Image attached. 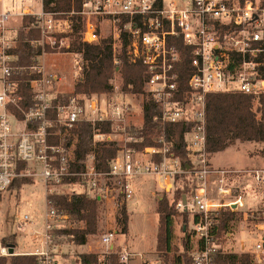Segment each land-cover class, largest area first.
Returning <instances> with one entry per match:
<instances>
[{
    "label": "built area",
    "instance_id": "obj_1",
    "mask_svg": "<svg viewBox=\"0 0 264 264\" xmlns=\"http://www.w3.org/2000/svg\"><path fill=\"white\" fill-rule=\"evenodd\" d=\"M26 0H22L24 4ZM81 17L80 40L98 44L105 30L113 42L114 64L123 36L127 41L126 58L130 64L145 67V91L156 107L154 122L161 125L188 124L186 134L190 164L186 165L169 148L165 137L159 146L137 150L131 144L142 142L131 133L128 116L130 103L102 95L62 94L56 89L63 81L59 72L47 67L45 56L50 50L75 54L59 38H68L74 31V16ZM34 18L27 29H36L40 38L29 40L41 53L28 65L20 64L16 53L19 19ZM50 40V41H48ZM63 41V40H62ZM188 49L192 73L187 89L181 87L178 65L182 61L181 47ZM52 52V51H51ZM79 54V53H78ZM75 61L76 83L84 79V59ZM264 1L263 0H83L80 12L65 16L5 7L0 0V196L16 181L31 182L40 178L45 185L46 208L44 227L38 247L32 256L38 264H60L62 254L59 229L67 215L57 213L50 196L75 186L88 197L108 200L118 191L122 205L136 196L134 181L142 176H154L162 190L174 191V180L184 173H194L198 179L195 193L186 207L192 211L189 232L195 243L192 264H216L224 253L218 235V217L223 209L245 208L242 196L229 202L208 198L207 178L219 176L218 194L230 195L224 188L226 171L209 167L207 152V95L220 92H240L253 95L264 92ZM112 85V84H111ZM131 87V86H130ZM86 122L96 127L109 123L110 134L95 130L94 144L115 142L114 134H125L123 146L109 162L108 172H98L95 156H89L86 168L72 171L76 139L69 141L77 124ZM257 186L264 189V168L253 171ZM78 179V183L67 180ZM66 193V192H64ZM247 214H245L246 216ZM24 216L22 224L30 222ZM256 244L250 251L249 264H264V216L256 225ZM226 233L225 237H230ZM118 233H105L98 244L97 264H131L137 254L127 245L116 243ZM11 246L0 248V257L12 256ZM141 264H153L142 258ZM155 264V262H154Z\"/></svg>",
    "mask_w": 264,
    "mask_h": 264
},
{
    "label": "trees",
    "instance_id": "obj_2",
    "mask_svg": "<svg viewBox=\"0 0 264 264\" xmlns=\"http://www.w3.org/2000/svg\"><path fill=\"white\" fill-rule=\"evenodd\" d=\"M264 1V0H263ZM83 0H42L43 10L46 13H54L65 16L71 12L78 13L82 9ZM75 21L73 34L70 35V51L82 55L84 66V79L75 87L74 94L93 96L109 93L113 90L111 80L115 74H120L122 79V90L136 96L146 95L145 67L142 64H130L126 58L127 41L123 36L121 49L118 56L122 64L117 71L114 64L113 42L110 37L103 38L98 44L83 43L80 40V30L82 29L81 17L74 16ZM27 20V19H26ZM34 18L28 19L30 25ZM29 25L18 29V43L16 53L20 55V64L28 65L32 58L41 53L39 47H32L29 40L39 39L40 32L36 29L26 30ZM182 61L178 65L180 73L181 87L187 89V82L192 73L191 59L188 49L180 45ZM264 79V70L262 74ZM131 86V87H130ZM147 96V95H146ZM144 124L138 131H131L142 137V142L131 144L137 150L147 147L159 146L156 138L163 136L169 143L170 151L178 157L182 163L190 164L188 156L186 134L190 130V125L167 124L161 125L154 122L153 118L157 113L153 102L147 98L143 107ZM207 152L209 155L224 152L237 141L241 143H264V92L253 95H245L240 92H220L207 95ZM95 130L103 134L111 133L109 123L98 124L93 127L91 124L82 122L76 125L71 131L69 141L76 139L73 161L70 164L72 171L81 172L85 170V163L90 155L95 156V166L98 172H108L109 162L114 159L120 149L116 142H102L94 144L93 136ZM264 155V151H263ZM196 175L194 173H184L174 180V204L162 200L159 203L158 214L161 216L162 227L158 236L159 253L164 257L165 264H192V253L195 243L189 232V221L187 220L183 228L184 250L186 256L174 251V207L184 196L188 198L193 193V183ZM78 179L67 180L66 184L78 183ZM29 180H19L14 183L11 189H21L23 185L29 184ZM60 215H67L71 221L69 227L59 229L57 235L64 236L75 246H85L88 244L90 236L97 234L99 227V208L101 201L97 197H88L85 193L64 192L54 194L49 197ZM189 210L183 209V215H190ZM236 220L235 212L228 210L221 212L218 217V235L223 238L230 232L233 222ZM122 232H128L129 216L124 206L122 208V219L119 221ZM16 236L3 238L1 246L17 247ZM186 259H183V258ZM78 264H97V255L93 253L80 254L77 257ZM249 254L222 253L216 258V264H249ZM0 264H38L35 256L12 255L0 257Z\"/></svg>",
    "mask_w": 264,
    "mask_h": 264
},
{
    "label": "rangeland",
    "instance_id": "obj_3",
    "mask_svg": "<svg viewBox=\"0 0 264 264\" xmlns=\"http://www.w3.org/2000/svg\"><path fill=\"white\" fill-rule=\"evenodd\" d=\"M11 4V10L23 7L22 0H5ZM18 4V6H17ZM25 5L34 12L41 9V0H26ZM17 28H23L28 24V19L17 20ZM29 27V26H28ZM27 27V28H28ZM27 31L29 29H26ZM103 38L108 37V33L102 32ZM40 38V36H39ZM63 40V41H62ZM50 41V40H48ZM63 42L68 45L70 39L59 38L58 44ZM52 51V52H51ZM62 50H50L45 56V62L49 69L57 71L63 78V81L57 85V91L62 94H73L75 92V61L83 59L81 54H66ZM113 90L108 94V98H116V100L130 103L131 112L128 116L129 127L131 131H138L143 128L144 113L143 107L147 101L146 95L136 96L125 93L122 90V79L120 74H115L110 82ZM102 95V94H99ZM130 131V132H131ZM110 134V133H109ZM135 134V133H134ZM161 137V136H160ZM160 137H157L158 141ZM125 134H114L112 139L119 145L123 146ZM142 141V138L140 139ZM106 142V141H103ZM110 142V141H108ZM264 143H241L237 141L224 152L209 155V167L214 171H226L224 177V188L230 189V195L220 196L218 194L219 176L211 174L207 178V196L208 198L223 203L243 197L245 208L234 211L236 220L230 230V237H223L222 248L224 253L248 254L256 244V236L254 231L256 225L260 222V218L264 216V189L257 186L254 170L264 168ZM144 177V176H142ZM139 177L137 182V194L134 199L122 205V199L118 196V191L113 192V196L108 200L101 201L99 208V227L97 234L90 236L88 244L85 246H75L64 236H61L62 254L60 264H78L77 257L80 254L93 253L100 251L98 242L101 237L110 231H116L118 237L116 243L127 245L129 250L137 254V257L131 264H141L142 258L148 259L154 264H165L164 257L159 253L158 236L162 227L161 216L158 214L159 203L164 199L174 204L173 191L167 192L162 190L158 179L154 176ZM141 178V179H140ZM198 184V179L193 183V193ZM161 188V189H160ZM64 192L71 194L72 192H81L82 189L76 184L63 188ZM194 194L188 198V203ZM126 207L129 224L128 232H122V226L119 221L122 219V208ZM46 208V192L45 185L40 178H34L29 184L23 185L21 189H10L0 196V242L3 238L16 236L17 249L16 255H30L34 253L38 247L41 232L44 227V211ZM231 209H223L222 212ZM190 215H183L177 207H174V239L173 248L178 254L186 256L187 251L184 250L183 228L187 223L192 221V211ZM245 214H247L245 216ZM30 217V222L22 224L24 216ZM61 225L69 227L71 221L61 222ZM190 230V228H189ZM1 247V243H0ZM183 259H186L185 257Z\"/></svg>",
    "mask_w": 264,
    "mask_h": 264
},
{
    "label": "crops",
    "instance_id": "obj_4",
    "mask_svg": "<svg viewBox=\"0 0 264 264\" xmlns=\"http://www.w3.org/2000/svg\"><path fill=\"white\" fill-rule=\"evenodd\" d=\"M25 2H26V1H25ZM25 2H24V4H23V6L27 7V6L25 5ZM41 3H42V0H41ZM17 6H18V4H17ZM5 7L11 9L12 6H11L10 3H6V2H5ZM42 8H43V5H41V9H42ZM41 9H40V10H41ZM19 20H22V19H19ZM16 23H18V21H17ZM142 178H145V176L142 177ZM137 179L139 180V178H137ZM137 179L134 181V186H135L136 194H137V182H138ZM140 179H141V178H140ZM160 189H161V188H160ZM1 247H2V246H1ZM1 247H0V248H1ZM16 249H17V247L15 248V251H16Z\"/></svg>",
    "mask_w": 264,
    "mask_h": 264
},
{
    "label": "water",
    "instance_id": "obj_5",
    "mask_svg": "<svg viewBox=\"0 0 264 264\" xmlns=\"http://www.w3.org/2000/svg\"><path fill=\"white\" fill-rule=\"evenodd\" d=\"M183 204L187 207L188 206V201H187V197L184 196L183 198ZM10 255H15V247L11 246L10 250H9Z\"/></svg>",
    "mask_w": 264,
    "mask_h": 264
}]
</instances>
